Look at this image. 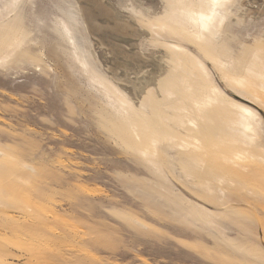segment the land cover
<instances>
[{
    "label": "rangeland",
    "instance_id": "rangeland-1",
    "mask_svg": "<svg viewBox=\"0 0 264 264\" xmlns=\"http://www.w3.org/2000/svg\"><path fill=\"white\" fill-rule=\"evenodd\" d=\"M0 264H264V0H0Z\"/></svg>",
    "mask_w": 264,
    "mask_h": 264
},
{
    "label": "bare ground",
    "instance_id": "bare-ground-1",
    "mask_svg": "<svg viewBox=\"0 0 264 264\" xmlns=\"http://www.w3.org/2000/svg\"><path fill=\"white\" fill-rule=\"evenodd\" d=\"M91 2H92V1H91ZM97 4H99L98 1H97ZM100 8H101V7H100ZM97 10H98V9H97ZM104 12H105V11H104ZM89 22H90V21H89ZM91 23H92V22H91ZM114 25H115V24H114ZM118 25L121 26V24H119V23H118ZM118 25H117V26H118ZM98 26H99V25H98ZM108 26H109V25H108ZM110 26H111V25H110ZM116 28H117V27H116ZM115 30H116V29H115ZM125 31H126V29H125ZM127 31H128V30H127ZM123 33H124V32H123Z\"/></svg>",
    "mask_w": 264,
    "mask_h": 264
}]
</instances>
